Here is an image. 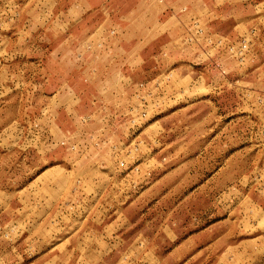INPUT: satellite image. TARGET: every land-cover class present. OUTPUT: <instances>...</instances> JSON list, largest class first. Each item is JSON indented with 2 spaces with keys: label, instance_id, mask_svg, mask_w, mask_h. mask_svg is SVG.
<instances>
[{
  "label": "rangeland",
  "instance_id": "1",
  "mask_svg": "<svg viewBox=\"0 0 264 264\" xmlns=\"http://www.w3.org/2000/svg\"><path fill=\"white\" fill-rule=\"evenodd\" d=\"M173 1L0 0V264H264V0Z\"/></svg>",
  "mask_w": 264,
  "mask_h": 264
},
{
  "label": "crops",
  "instance_id": "2",
  "mask_svg": "<svg viewBox=\"0 0 264 264\" xmlns=\"http://www.w3.org/2000/svg\"><path fill=\"white\" fill-rule=\"evenodd\" d=\"M132 1L135 4L134 8L129 13H127L126 17L131 16L132 18H136V17L149 18L151 16L150 15L151 11L146 9L147 0H132ZM196 1L197 0H174L173 2L177 3V4L178 3L183 4L186 2H190L191 5L195 6ZM211 1L212 2H221V3L223 2V3H231V4L234 3L235 4V3L240 2V1L246 2L247 0H211ZM114 49H118V48L115 47ZM130 50L132 53L131 57L133 56V54L135 52L134 47L130 48L129 52H126V54L128 56L126 59L123 58V60H121L119 53H116L118 55L113 54L112 56H109L110 59H108L105 63V64L109 63V67L107 69H105L104 72H102L100 74V76L103 75V73L107 75L109 82L113 83L115 90L116 89L119 90L120 86L124 87V84L128 85L130 83V81H133L137 76L136 73H137V70L139 69L138 67L140 65H137L136 62L134 60H132L133 58L130 59ZM140 68H141V66H140ZM103 83L100 81V84H103ZM106 87H108V86H106ZM108 89H110V88L108 87Z\"/></svg>",
  "mask_w": 264,
  "mask_h": 264
},
{
  "label": "built area",
  "instance_id": "3",
  "mask_svg": "<svg viewBox=\"0 0 264 264\" xmlns=\"http://www.w3.org/2000/svg\"><path fill=\"white\" fill-rule=\"evenodd\" d=\"M160 2H163L165 0H159ZM198 33H204L203 29H197ZM241 45L238 46L237 48H234V47H229L228 50H232V52H234L235 54L239 55V57H243V56H246V54L249 52L250 50V41L247 40V39H244L242 40L241 42ZM244 59V58H243Z\"/></svg>",
  "mask_w": 264,
  "mask_h": 264
}]
</instances>
